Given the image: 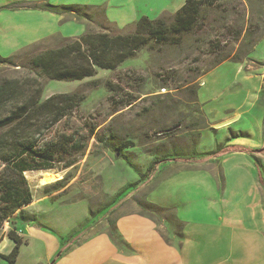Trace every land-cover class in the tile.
I'll use <instances>...</instances> for the list:
<instances>
[{"label":"rangeland","instance_id":"1","mask_svg":"<svg viewBox=\"0 0 264 264\" xmlns=\"http://www.w3.org/2000/svg\"><path fill=\"white\" fill-rule=\"evenodd\" d=\"M214 1V6L204 8L202 19L191 32L174 38L177 44L173 41L167 45H149L117 70H99L94 77L83 81H45L43 100L54 94L81 93L86 96L70 124L80 132L82 144L86 142L87 149L76 155L77 164L68 170L26 173L32 204L39 218L35 227L59 231L61 236L73 231L64 239L67 241L104 218L103 227L111 236L117 229L110 209L142 184L141 175L146 174L156 161L178 159L192 150H198V154L212 151L218 135L210 123L211 111L215 108L223 110V102L231 101L225 92L219 93L224 84L232 80L231 69L237 65L235 63L249 66L255 59L264 60V0ZM185 3L186 0L125 2L123 10L109 11L118 18L121 28L107 23L109 32L111 35L133 34L134 25L124 26L135 17L136 21L148 17L171 25L173 16ZM97 21L106 23L101 18ZM85 24L88 30H99L93 23ZM60 40L61 36L43 43L41 49L54 47ZM224 55L230 59L223 63H233L215 70L218 67L215 62ZM15 61L21 67L3 69L0 79L24 76L27 56ZM93 126L95 134L90 135ZM240 126L236 125L232 130L238 131ZM106 142L117 150L122 149V157L119 151L106 149ZM48 176H55L50 184L43 182ZM63 179V185H55ZM62 191L63 201L56 205L51 198ZM82 198H89L88 219L82 208L65 210L62 207L74 205ZM139 207L146 216L152 213L150 216L164 219L165 213L148 211L146 203H140ZM61 210L65 211L59 216ZM13 221L19 222L17 217ZM50 222L57 227L53 228ZM4 230L8 233L11 224L6 223L0 229V244ZM21 233L23 246H29V239ZM33 244L37 245L36 249L23 250L18 264H44L48 260L51 252ZM7 253V248L2 247L0 264H7L1 258Z\"/></svg>","mask_w":264,"mask_h":264},{"label":"crops","instance_id":"2","mask_svg":"<svg viewBox=\"0 0 264 264\" xmlns=\"http://www.w3.org/2000/svg\"><path fill=\"white\" fill-rule=\"evenodd\" d=\"M43 2L101 7L107 23L121 29L109 11H121L132 0H0V57L13 58L55 37L77 38L88 30L85 22L31 9ZM136 19L124 27H133ZM235 64L232 80L224 87L219 84L223 87L219 93L225 92L231 101L223 102V110L211 111L209 122L218 135L212 151L192 150L161 161L138 188L110 209L122 244L104 229V218L69 243L63 239L73 231L61 236L59 231L35 227L38 222L23 228L21 234L30 245L21 248L19 258L23 250H35L36 243L51 252L44 264H264V60L255 59L249 66ZM225 122L230 124L215 128ZM236 125H241L240 130H232ZM60 193L64 191L51 198L56 205L63 201ZM77 202L62 207L82 208L88 219L89 198ZM142 202L165 210L164 219L141 213ZM25 211L39 219L34 203ZM3 235L0 250L7 248L9 254L14 245L5 230ZM60 251L63 254L52 263Z\"/></svg>","mask_w":264,"mask_h":264},{"label":"trees","instance_id":"3","mask_svg":"<svg viewBox=\"0 0 264 264\" xmlns=\"http://www.w3.org/2000/svg\"><path fill=\"white\" fill-rule=\"evenodd\" d=\"M214 3V0H186L173 16L171 25L163 20L142 17L134 24L135 32L131 35H111L105 10L101 7L54 6L44 2L31 7L64 19L93 23L99 30H87L77 38H62L58 45L43 50V45L27 48L15 59L0 57L1 72L21 67L15 60L28 58L24 76L0 79V229L6 223L11 224L7 237L14 245L10 254L1 256L7 264H17L24 244L19 233L25 225L38 223L34 215L25 211L33 198L26 173L67 170L77 164L76 155L87 149V143L82 144L80 132L70 124L86 96L81 93L54 94L43 100L45 81H83L94 77L99 70H117L149 45L176 43L174 38L191 32L202 19L204 8L214 6ZM98 18L106 23H98ZM229 59V56H219L215 64L219 66ZM94 134L95 126L90 131V135ZM104 147L112 152L119 151L120 157L123 155L122 149L117 150L110 142ZM160 163L156 161L146 174L141 175L142 179L149 177ZM64 182L65 179L55 185L61 186ZM16 217L19 222L13 221ZM111 238L122 244L116 230ZM71 240L63 239V242ZM62 254L60 251L52 263Z\"/></svg>","mask_w":264,"mask_h":264},{"label":"bare ground","instance_id":"4","mask_svg":"<svg viewBox=\"0 0 264 264\" xmlns=\"http://www.w3.org/2000/svg\"><path fill=\"white\" fill-rule=\"evenodd\" d=\"M229 124H230V123H226L225 126L220 127V128H218V129H223V128L227 127ZM54 180H55V176H48V177H45V178L43 179V182L46 183V184H50V183H51L52 181H54Z\"/></svg>","mask_w":264,"mask_h":264},{"label":"water","instance_id":"5","mask_svg":"<svg viewBox=\"0 0 264 264\" xmlns=\"http://www.w3.org/2000/svg\"><path fill=\"white\" fill-rule=\"evenodd\" d=\"M226 123H227V122L222 123V124H219V125H216L215 128L217 129V128L223 127V126H225Z\"/></svg>","mask_w":264,"mask_h":264}]
</instances>
